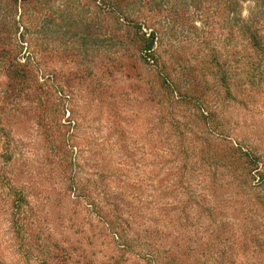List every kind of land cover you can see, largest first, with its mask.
<instances>
[{"label":"trees","instance_id":"1","mask_svg":"<svg viewBox=\"0 0 264 264\" xmlns=\"http://www.w3.org/2000/svg\"><path fill=\"white\" fill-rule=\"evenodd\" d=\"M44 23L75 56L68 72L43 66ZM261 86L264 0H0V264H225L219 211L191 183L220 188L221 168L255 180L257 158L212 104ZM194 208L212 239L164 261L133 245L132 231L185 225Z\"/></svg>","mask_w":264,"mask_h":264},{"label":"rangeland","instance_id":"2","mask_svg":"<svg viewBox=\"0 0 264 264\" xmlns=\"http://www.w3.org/2000/svg\"><path fill=\"white\" fill-rule=\"evenodd\" d=\"M250 6L252 5H243L242 16L244 18L248 16ZM42 27L39 37L38 35L35 37L39 38L41 48L46 50L43 66L50 68V72L55 70L57 73H65L74 68L75 56L64 58L65 56L61 55L64 47L60 46L63 41L52 43L50 38L54 30L50 26V28L47 27L45 23ZM184 30L188 32L187 38L183 39L182 36H178V39L185 40V47L188 53L192 54L198 48L197 36L196 34L190 35V29L187 27ZM32 33L35 34L34 31ZM190 33L192 34V31ZM212 42L208 46L210 49L213 45H216ZM53 51H56L55 58L53 57ZM194 53L196 54V52ZM82 57L84 60L88 59L87 55ZM86 83L84 82L85 86ZM233 94L232 99L225 100L220 106L213 101L214 105L212 104V107L216 106V109L219 110L217 114L223 116L220 130L233 139L231 141L241 144L253 159L257 158L258 170L251 173L256 178L252 182L249 181V184L244 185L241 184L236 175H232L230 178L231 171L229 170L231 169L221 168L216 177V184L221 185L220 188L212 190L211 180L207 181L205 179L207 181L204 180L205 185L209 188L206 187V190L202 192V186L199 184L202 180L200 178L203 177L197 174L193 175L197 181L194 180L191 187L195 190L194 200L203 199L209 207L214 206L219 211V222L216 225L214 238H216V234L220 235L214 239V243L218 247L221 244L223 247L226 245L231 247L229 255L222 259L225 264H264V207L259 205V203L264 204V87L261 86L259 90L257 89L254 94L247 98L241 96L237 89L233 90ZM88 98L85 95V100ZM226 175H229V177H226ZM258 177L262 179H258ZM246 179L248 178L246 177ZM232 183L237 184V186H225V184ZM133 212L138 217L149 214L145 208L142 209L140 206ZM191 215L193 216L192 219H190ZM188 217V221L184 223L185 225L181 226L178 225L179 219L177 218L174 223L171 219L169 221L161 219L160 222L164 225L158 229L157 227L148 229V226H146L138 232L132 231L129 237L133 239L132 241H135L133 245H137L139 251L156 255L158 259L164 261L165 258H169L167 256L170 253H178L176 252V246H182L183 244L191 246L196 237L211 238L207 234L211 230V223L205 213L198 208H194L190 210ZM144 230L149 233L146 232L145 234ZM165 231L168 234L167 238L163 237ZM135 235L140 236V241L145 246H140V242L135 238ZM217 263L214 262V264Z\"/></svg>","mask_w":264,"mask_h":264}]
</instances>
